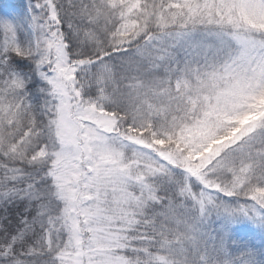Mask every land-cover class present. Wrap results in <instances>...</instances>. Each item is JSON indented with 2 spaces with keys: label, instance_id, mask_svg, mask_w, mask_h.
<instances>
[{
  "label": "snow or ice",
  "instance_id": "6c2138e0",
  "mask_svg": "<svg viewBox=\"0 0 264 264\" xmlns=\"http://www.w3.org/2000/svg\"><path fill=\"white\" fill-rule=\"evenodd\" d=\"M0 264H264V0L0 4Z\"/></svg>",
  "mask_w": 264,
  "mask_h": 264
},
{
  "label": "rangeland",
  "instance_id": "374dc122",
  "mask_svg": "<svg viewBox=\"0 0 264 264\" xmlns=\"http://www.w3.org/2000/svg\"><path fill=\"white\" fill-rule=\"evenodd\" d=\"M14 2H16V1H13V2L12 1H9V0L8 1H0V4H4V3H14Z\"/></svg>",
  "mask_w": 264,
  "mask_h": 264
},
{
  "label": "trees",
  "instance_id": "16d2710c",
  "mask_svg": "<svg viewBox=\"0 0 264 264\" xmlns=\"http://www.w3.org/2000/svg\"><path fill=\"white\" fill-rule=\"evenodd\" d=\"M0 1H8V0H0ZM9 1H12L13 2V1H16V0H9Z\"/></svg>",
  "mask_w": 264,
  "mask_h": 264
}]
</instances>
